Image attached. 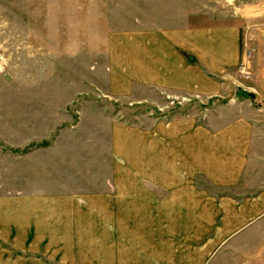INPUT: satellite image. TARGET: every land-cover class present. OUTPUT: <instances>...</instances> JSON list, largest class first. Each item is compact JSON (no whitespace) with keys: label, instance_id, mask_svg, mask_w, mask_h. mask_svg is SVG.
Here are the masks:
<instances>
[{"label":"crops","instance_id":"1","mask_svg":"<svg viewBox=\"0 0 264 264\" xmlns=\"http://www.w3.org/2000/svg\"><path fill=\"white\" fill-rule=\"evenodd\" d=\"M232 2V20L218 7L217 21L138 32L137 84L210 104L145 128L112 121L115 165L111 151L85 190L12 192L9 264H208L227 243L264 242V0Z\"/></svg>","mask_w":264,"mask_h":264},{"label":"rangeland","instance_id":"2","mask_svg":"<svg viewBox=\"0 0 264 264\" xmlns=\"http://www.w3.org/2000/svg\"><path fill=\"white\" fill-rule=\"evenodd\" d=\"M219 1L0 0V218H9L14 191L92 184L88 175L111 161L112 121L145 128L209 105L139 85L130 66L139 31L169 29L187 17L217 21L207 13L218 7L232 20L234 2ZM248 240L225 244V259L208 264H264V242ZM11 244L0 241V264L10 263Z\"/></svg>","mask_w":264,"mask_h":264}]
</instances>
